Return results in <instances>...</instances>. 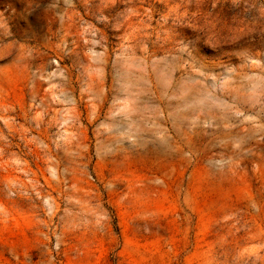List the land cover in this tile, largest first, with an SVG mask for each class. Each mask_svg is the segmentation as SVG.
Listing matches in <instances>:
<instances>
[{
	"label": "rangeland",
	"instance_id": "obj_1",
	"mask_svg": "<svg viewBox=\"0 0 264 264\" xmlns=\"http://www.w3.org/2000/svg\"><path fill=\"white\" fill-rule=\"evenodd\" d=\"M0 264H264V0H0Z\"/></svg>",
	"mask_w": 264,
	"mask_h": 264
}]
</instances>
